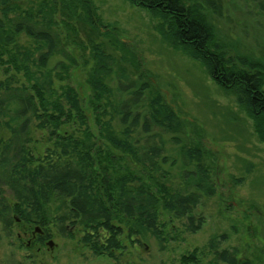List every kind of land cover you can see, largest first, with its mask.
I'll return each instance as SVG.
<instances>
[{
    "label": "trees",
    "instance_id": "obj_1",
    "mask_svg": "<svg viewBox=\"0 0 264 264\" xmlns=\"http://www.w3.org/2000/svg\"><path fill=\"white\" fill-rule=\"evenodd\" d=\"M127 1L148 12L164 45L199 62L223 93L235 98L264 144V64L228 54L212 22L221 10L219 1ZM23 2L0 0V221L15 216L42 229L54 224L60 232L66 226L94 257L113 262L141 241L161 243L169 237L163 234L160 209L186 218L187 230L196 231L203 223L199 218L194 226L192 215L199 195L175 193L162 183L168 175L163 166L176 163L162 155L156 131L179 134V116L159 94L151 96L148 115L142 117L113 99L114 69L118 79L128 80L127 65L132 75L139 73L138 80L130 81L133 101L150 91L139 71L142 64L117 30L103 23L91 0ZM86 52L90 62L84 61ZM90 63L87 100L71 85L55 89V80L65 82L71 70ZM36 133L42 140L34 150ZM198 150L182 146L179 158L185 166L189 161L198 165ZM126 157L144 170V180L117 168ZM196 176V188L211 193L201 165ZM224 239H213L204 248L211 263L249 264L221 250ZM203 256L196 249L179 263L202 264Z\"/></svg>",
    "mask_w": 264,
    "mask_h": 264
},
{
    "label": "rangeland",
    "instance_id": "obj_2",
    "mask_svg": "<svg viewBox=\"0 0 264 264\" xmlns=\"http://www.w3.org/2000/svg\"><path fill=\"white\" fill-rule=\"evenodd\" d=\"M30 1L24 0L23 3ZM218 1L221 10L212 22L218 39L228 46V54L264 64V0ZM91 2L103 23L110 30H117L130 52L140 61L142 67L139 71L145 74L150 85L149 93L133 101L135 84L131 87L130 81L138 80L139 73L132 75V69L127 65L132 74L128 80H121L117 78L115 68L110 81L114 101L126 102L130 111H136L142 117L148 115L151 96L159 94L183 123L177 135L156 131L160 135L156 141L163 142L162 155L176 163L174 167L163 166L168 175L162 183L165 182L175 193L199 195L197 207L192 211L194 226L198 225L199 218L203 221L196 231L190 232L186 218H175L160 209L163 234L169 237L161 243L153 238L141 241L140 246L128 248L117 262L180 264L182 255L197 249L204 251L202 264H213L212 256L204 248L213 239L225 236L224 242L219 240L221 250H228L249 264H264V144L259 142L253 122L237 105L235 98L224 94L209 78L199 62L161 42L155 31L156 22L148 12L127 0ZM80 41L85 43L81 36ZM20 42L24 43L25 39ZM84 58V61H91L88 52ZM90 66L91 63L86 68L71 70L65 82L55 80V89L71 85L87 100L89 90L85 79ZM90 127L96 133L97 128L92 122ZM112 127L118 131L117 121L112 122ZM35 137L38 143H33L34 150L42 140L38 133ZM182 146L199 149L202 158L198 165L189 161L185 166L179 158ZM199 165L210 179L212 192L209 194L196 188ZM117 168L120 171L129 169L138 180L145 179L144 170L127 157L117 164ZM62 227L61 232L54 224L44 229L52 247L41 243L33 245L29 251L25 250V245L16 244L13 232H0V264H117L94 257L79 243L80 235L76 231ZM20 228L14 227L13 230L19 231Z\"/></svg>",
    "mask_w": 264,
    "mask_h": 264
},
{
    "label": "flooded vegetation",
    "instance_id": "obj_3",
    "mask_svg": "<svg viewBox=\"0 0 264 264\" xmlns=\"http://www.w3.org/2000/svg\"><path fill=\"white\" fill-rule=\"evenodd\" d=\"M18 226H21L19 231H17V229L13 230L14 227L17 228ZM36 228H38L40 232H35ZM0 230V232L2 233L13 232V234L15 235L14 237L16 244L18 246H22V244L25 245L24 248L28 251L31 250V247L33 245L45 243V245L49 247L48 244L52 243L49 239V235L45 233L44 229L19 221L15 216L13 217L12 221H0Z\"/></svg>",
    "mask_w": 264,
    "mask_h": 264
},
{
    "label": "water",
    "instance_id": "obj_4",
    "mask_svg": "<svg viewBox=\"0 0 264 264\" xmlns=\"http://www.w3.org/2000/svg\"><path fill=\"white\" fill-rule=\"evenodd\" d=\"M35 232H40V230L38 228H36L35 229ZM48 245H49V247H51L52 246V243H49Z\"/></svg>",
    "mask_w": 264,
    "mask_h": 264
}]
</instances>
